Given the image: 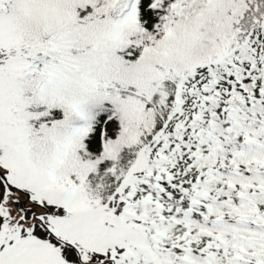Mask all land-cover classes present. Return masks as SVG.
Returning <instances> with one entry per match:
<instances>
[{"label":"snow or ice","instance_id":"1","mask_svg":"<svg viewBox=\"0 0 264 264\" xmlns=\"http://www.w3.org/2000/svg\"><path fill=\"white\" fill-rule=\"evenodd\" d=\"M0 264H264V0H0Z\"/></svg>","mask_w":264,"mask_h":264}]
</instances>
